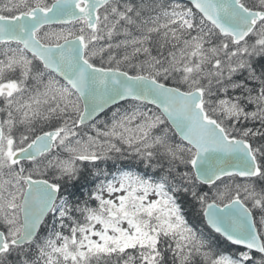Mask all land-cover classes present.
I'll list each match as a JSON object with an SVG mask.
<instances>
[{
    "label": "snow or ice",
    "instance_id": "6c2138e0",
    "mask_svg": "<svg viewBox=\"0 0 264 264\" xmlns=\"http://www.w3.org/2000/svg\"><path fill=\"white\" fill-rule=\"evenodd\" d=\"M0 264H264V0H0Z\"/></svg>",
    "mask_w": 264,
    "mask_h": 264
},
{
    "label": "trees",
    "instance_id": "16d2710c",
    "mask_svg": "<svg viewBox=\"0 0 264 264\" xmlns=\"http://www.w3.org/2000/svg\"><path fill=\"white\" fill-rule=\"evenodd\" d=\"M124 163H128L132 166L131 170L134 171V172H138L139 174L143 175L144 172L146 171V169L144 168L143 164H140L136 161H132V160H129V161H126ZM111 164L112 162L109 161L107 165H104L105 167H111ZM228 250H231L230 249V246H228Z\"/></svg>",
    "mask_w": 264,
    "mask_h": 264
},
{
    "label": "rangeland",
    "instance_id": "374dc122",
    "mask_svg": "<svg viewBox=\"0 0 264 264\" xmlns=\"http://www.w3.org/2000/svg\"><path fill=\"white\" fill-rule=\"evenodd\" d=\"M154 198V197H153Z\"/></svg>",
    "mask_w": 264,
    "mask_h": 264
}]
</instances>
